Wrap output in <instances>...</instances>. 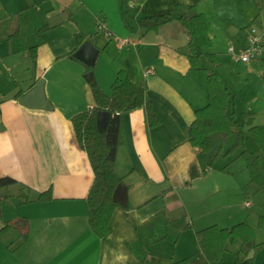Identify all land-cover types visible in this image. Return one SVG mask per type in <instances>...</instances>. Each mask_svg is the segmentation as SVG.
<instances>
[{
  "label": "crops",
  "instance_id": "1",
  "mask_svg": "<svg viewBox=\"0 0 264 264\" xmlns=\"http://www.w3.org/2000/svg\"><path fill=\"white\" fill-rule=\"evenodd\" d=\"M0 3V63L14 79L7 88L0 83V177L17 179L0 187V228L18 216L29 220L26 239L16 228L0 234V264H171L184 257L190 264H241L240 242L229 244L219 260L209 261L196 231L246 221L256 228L257 241H263L264 229L257 224L264 214V189L251 181L239 149L212 160L190 141L196 109L207 104L208 93L190 61L189 28L173 19L158 29H145L139 18L178 3L186 16L203 13L211 45L199 50L218 55L216 71L232 94L229 110L239 122L251 118L263 124L264 54L237 62L228 47L230 42L244 44L251 25L264 38V0ZM59 13L63 19L51 26L49 18ZM4 21L12 29L2 30ZM46 23L49 26L37 33ZM27 26L30 41L24 38ZM79 32L84 42L92 40L99 48L92 66L100 86L111 93L123 67L132 81L146 82V98L160 119L151 126L146 106L122 114L115 170L127 185L129 207L114 211L102 237L90 226L86 200L94 171L72 123L75 113L94 103L92 86L84 77L88 61L71 57L84 43L76 38ZM31 46L37 47L36 56ZM17 55H23L18 64L4 63ZM19 68L25 70L24 77H17ZM42 78L51 107L23 104L20 96ZM106 120L102 112L100 128ZM49 188L52 197L40 199ZM259 252L258 264L264 261V246L252 257Z\"/></svg>",
  "mask_w": 264,
  "mask_h": 264
},
{
  "label": "trees",
  "instance_id": "2",
  "mask_svg": "<svg viewBox=\"0 0 264 264\" xmlns=\"http://www.w3.org/2000/svg\"><path fill=\"white\" fill-rule=\"evenodd\" d=\"M173 19L181 20L190 30V61L206 85L208 93L207 104L196 109V116L191 124V143L199 146L202 152L211 156L212 160L227 156L239 149L238 156L246 162L251 181L258 188L264 189V123L254 124L251 118L245 122H239L235 118V111L229 110L232 94L216 71V67L220 64L219 57L214 52L199 50L200 47L211 45L208 34L209 24L205 15L199 12L186 16L182 13L181 4L178 3L173 9L140 17L139 23L145 29H158ZM48 26L46 23L36 32L39 33ZM76 38L79 43H82L85 35L79 32L76 33ZM30 48L32 55L36 56L37 47L31 46ZM71 57L81 61L74 55ZM202 57L206 64L202 62ZM84 65V73L93 70L92 65ZM91 86L94 97L93 105L75 113L72 116V123L76 139L80 147L87 152L94 171V180L86 200L90 226L98 236L102 237L110 229L114 211L117 208L127 209L129 207L128 203L122 204L113 197L116 186L123 182L115 170L122 114L146 106L148 122L151 126L157 125L160 119L153 113L151 102L146 98V82L132 81L123 67L117 72L111 93H107L98 82ZM21 93L19 91L16 96ZM99 110L111 112L103 129H99L97 125ZM249 136L257 143L263 155L246 147ZM230 140L232 142L229 144ZM16 182L17 179L11 175L0 177V187ZM51 197V188L39 195L40 199ZM257 227L264 229V214L259 215ZM10 228L20 230L23 239L29 236V220L26 216L6 220L4 226L0 228V234ZM196 237L200 250L209 261L219 260L229 244L240 242L238 262L250 263L254 257H247L249 251L252 248L257 249L264 246V240L257 241L256 228L246 221L230 226L211 224L198 229ZM171 264H190V258L184 257ZM260 264H264V261Z\"/></svg>",
  "mask_w": 264,
  "mask_h": 264
},
{
  "label": "water",
  "instance_id": "3",
  "mask_svg": "<svg viewBox=\"0 0 264 264\" xmlns=\"http://www.w3.org/2000/svg\"><path fill=\"white\" fill-rule=\"evenodd\" d=\"M63 16L64 13H59L55 16L50 17L49 24L51 26L55 25L56 23L60 22L63 19ZM98 52H99V48L94 44V42L92 40H87L75 51L73 55L80 60H85V61L87 60L89 65H93ZM84 77L90 82V84H95L97 82V78L94 70L87 71L84 74ZM20 101L23 104H26L31 107L50 108L51 102L49 101L45 93V80L43 78L40 79L35 86H33L30 90H28L22 96H20ZM102 112L107 113V120L105 122V125L107 124L111 116L110 111L99 110L97 113V125L99 123L98 117ZM113 197L115 200H118L122 204L128 203V188L124 182H120L116 186L113 193ZM254 251L255 249L252 248L248 254V257H252Z\"/></svg>",
  "mask_w": 264,
  "mask_h": 264
},
{
  "label": "built area",
  "instance_id": "4",
  "mask_svg": "<svg viewBox=\"0 0 264 264\" xmlns=\"http://www.w3.org/2000/svg\"><path fill=\"white\" fill-rule=\"evenodd\" d=\"M98 28L104 29V25L99 24ZM106 32L108 33V35L113 34V32L110 30H106ZM122 41L126 42V40L124 39H122ZM228 50L233 54L234 59L237 62H249L258 60L264 54L263 34L260 32L256 25H251L249 27V32L245 43L242 45H237L234 42H230ZM147 71L149 72L153 70L149 69Z\"/></svg>",
  "mask_w": 264,
  "mask_h": 264
},
{
  "label": "rangeland",
  "instance_id": "5",
  "mask_svg": "<svg viewBox=\"0 0 264 264\" xmlns=\"http://www.w3.org/2000/svg\"><path fill=\"white\" fill-rule=\"evenodd\" d=\"M1 11H2V5L0 3V16H2ZM30 21H32V19H30ZM30 23H33V22H30ZM36 23L38 25L39 22H36ZM2 28H3L2 30L7 29V28L9 29L10 28L9 22L4 21V25H3ZM10 29H12V28H10ZM30 34L31 33H30V30H29V27L27 26L25 28V31H24V38L29 40L30 36H31ZM1 46H2V42H0V48H1ZM0 51H1V49H0ZM22 58H23V55H17L15 57H10V58L8 57V58H6L4 60V63L5 64L9 63L10 65H13V64L15 65V64H18L17 60H21ZM14 60H16V61H14ZM202 62L206 64V61H205L204 58H202ZM3 67H4L3 64L0 63V72H3L2 75H1V78H0V83H3V87L7 88V86L9 84H13L14 83V79H13V77L11 75V72L5 71V69ZM18 73L19 74H18L17 77H24L25 76V70L22 69V68L18 69ZM231 142H232V140L229 141V144ZM251 144H253V146ZM246 147L248 149H253L255 147L256 152H258L261 155H263V153L261 152L259 146L257 145V143L253 139H250L248 142L246 141ZM261 257H262V252H259L258 255L254 257L252 262L246 263V264H258V262L261 260Z\"/></svg>",
  "mask_w": 264,
  "mask_h": 264
}]
</instances>
